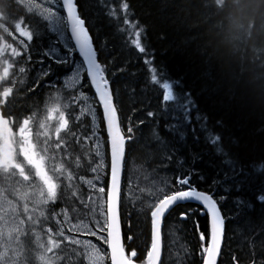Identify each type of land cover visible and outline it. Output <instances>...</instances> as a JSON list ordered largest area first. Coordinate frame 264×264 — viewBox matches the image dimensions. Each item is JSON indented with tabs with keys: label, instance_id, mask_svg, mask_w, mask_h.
Masks as SVG:
<instances>
[{
	"label": "snow or ice",
	"instance_id": "snow-or-ice-1",
	"mask_svg": "<svg viewBox=\"0 0 264 264\" xmlns=\"http://www.w3.org/2000/svg\"><path fill=\"white\" fill-rule=\"evenodd\" d=\"M97 3L114 35L146 53L145 29L132 18L128 0ZM199 7L206 9L205 22L220 17L214 25L215 47L212 42L207 47L236 58L243 68L251 44L252 55L259 52L264 67V47L252 43L256 19L245 13L240 0H200ZM259 29L264 32V16ZM97 40L79 0H0V264H162L164 230L171 229L178 208L175 222H189L195 230L202 264H218L226 221L232 217L222 209L227 195L216 186L231 181L223 191L239 192L249 172L224 143L217 131L220 123L210 127L191 93L178 91L154 57L145 64L150 83L162 89L159 111L171 121L165 125L171 138L153 128L151 143L141 145L137 132L144 121L121 119L115 77L125 67L110 68L102 59L107 41ZM76 52L82 57L78 65L71 59ZM53 65L67 66L65 73L56 74ZM38 88L51 91L41 95ZM23 97L33 103L22 109ZM189 133L227 168L204 189L193 181V176L200 181L205 177L194 167L201 154L190 150ZM146 147L151 151L141 155ZM183 149H189L187 162ZM146 165L152 173L161 167L166 172L152 176ZM255 167L264 172V161ZM141 172L147 181L143 187L138 175L134 179ZM257 200L264 203V189ZM193 202L196 206L182 208ZM129 205L149 225L150 242L139 252L133 246ZM235 205L237 217L254 208L239 196ZM244 225L251 234L247 264H264V211L258 221L245 216ZM232 259L240 264L234 255Z\"/></svg>",
	"mask_w": 264,
	"mask_h": 264
},
{
	"label": "trees",
	"instance_id": "trees-1",
	"mask_svg": "<svg viewBox=\"0 0 264 264\" xmlns=\"http://www.w3.org/2000/svg\"><path fill=\"white\" fill-rule=\"evenodd\" d=\"M132 18L138 20L145 29L142 43L146 53H139L131 46H125L114 29L109 26L97 0H79L82 11L91 17L92 24L98 33L97 43L107 41L102 59L109 62L110 68L125 67V71L117 72V96L121 101V119L131 118L133 124L143 120L141 131V145L151 143V130L157 128L160 135L171 138L165 130L170 119L161 114L159 109L162 100V89L150 83L149 66L145 59L154 57L155 66L165 76L175 81L178 91L191 93L202 116L207 117L210 127L220 126L225 144L229 145L235 159L249 172V180L241 191L235 190L225 193L223 187L231 185L226 181L224 185H217L219 194L227 195L222 202V209L231 219L226 221L225 239L219 264H234L233 255L240 264H247L252 259L250 251V236L244 225L245 216L258 221L264 203L257 200L258 194L264 189V172L256 170V165L264 161V67L258 52L254 57L251 52L243 62V68L236 58L229 57L221 52H213L207 45L212 42L215 47L216 35L214 25L220 20L219 16L205 22L206 9L200 8V0H128ZM245 13H250L257 22V31L253 42L257 48L264 47V32L260 31L261 17L264 16V0H240ZM91 30V29H90ZM77 56V53H73ZM87 86V84H86ZM91 93L92 90L88 88ZM135 89L133 92L132 90ZM37 99V96L34 97ZM33 103L32 99H25L22 109ZM100 111V109H99ZM149 111L157 113L155 118L147 116ZM195 115V110L193 111ZM193 120V124H195ZM188 145L192 152L201 154V158L194 167L204 175L200 181L193 176V181L199 188H207L213 179L222 178L221 174L227 171L222 158L216 156L202 142L195 143L191 133L188 136ZM151 148H145L141 155H146ZM182 155L186 162L190 160L189 149H183ZM159 155L155 163L159 162ZM148 172L152 167L146 165ZM171 167V165L169 166ZM166 169L157 168L154 176H164ZM239 196L253 203L252 210H244V214L236 216L235 198ZM196 206L184 205L183 207ZM132 213L131 226L133 246L139 252L150 242L149 225L143 219L137 218L135 209L129 205ZM181 209L178 208L171 218V229H165L164 254L162 264H202L199 255V245L195 230L189 222L183 226L175 222ZM201 225L206 222L203 214L198 216ZM239 226V227H238ZM183 229L185 230H181ZM258 242L260 237L255 238ZM185 249L189 254L185 255ZM176 250V258L174 256ZM257 259L260 258V249L256 248Z\"/></svg>",
	"mask_w": 264,
	"mask_h": 264
},
{
	"label": "flooded vegetation",
	"instance_id": "flooded-vegetation-1",
	"mask_svg": "<svg viewBox=\"0 0 264 264\" xmlns=\"http://www.w3.org/2000/svg\"><path fill=\"white\" fill-rule=\"evenodd\" d=\"M60 47H62V46H60ZM34 59H35V57H34ZM71 59H72L73 61H75V60L77 61V56H76L75 54H73L72 57H71ZM66 68H67V66H57V65H53V71H54L56 74H63V73H65ZM48 79H51V77H48ZM42 83H43V82H42ZM70 85H71V84H70V81H68V82H67V87L69 88ZM58 86H59V87H64L63 84H58ZM70 88H71V87H70ZM70 88H69V89H70ZM49 91H51V90H50V89H45V88H38V89H37V92L40 93L41 95H43V94H45V93H47V92H49ZM84 91L87 92L89 96L91 95L90 92H89L88 89H87L86 84H85V87H84ZM29 95H32V94H29ZM65 95H67V93H65ZM27 98H28V97H23V98L19 101V103L21 104V103H22L25 99H27ZM40 98H41V96H37L36 101H39ZM21 107H22V105H21Z\"/></svg>",
	"mask_w": 264,
	"mask_h": 264
},
{
	"label": "rangeland",
	"instance_id": "rangeland-1",
	"mask_svg": "<svg viewBox=\"0 0 264 264\" xmlns=\"http://www.w3.org/2000/svg\"><path fill=\"white\" fill-rule=\"evenodd\" d=\"M77 65L79 64V62H77L76 60L74 61ZM70 81V86H69V88L72 86V81L71 80H69ZM98 111V110H97ZM138 175V180H137V182L141 185V187H143L146 183H147V181H145V179H144V175H143V173L141 172V173H138V174H134V179L136 178V176ZM152 176H154V174H152ZM152 177H149V179H151ZM88 239H92L93 240V242H97L96 240H95V238L94 237H87ZM98 243V242H97ZM174 256H175V258H176V250H174Z\"/></svg>",
	"mask_w": 264,
	"mask_h": 264
},
{
	"label": "water",
	"instance_id": "water-1",
	"mask_svg": "<svg viewBox=\"0 0 264 264\" xmlns=\"http://www.w3.org/2000/svg\"><path fill=\"white\" fill-rule=\"evenodd\" d=\"M74 43V42H73ZM79 55V54H78ZM81 59H82V57H80ZM193 204H195V202H193ZM162 256H163V254H162ZM219 261V260H218Z\"/></svg>",
	"mask_w": 264,
	"mask_h": 264
}]
</instances>
